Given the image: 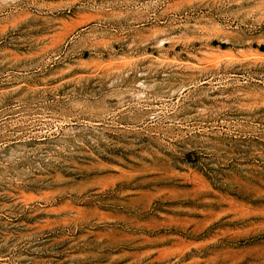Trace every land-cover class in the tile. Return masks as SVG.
I'll return each mask as SVG.
<instances>
[{
    "label": "rangeland",
    "instance_id": "rangeland-1",
    "mask_svg": "<svg viewBox=\"0 0 264 264\" xmlns=\"http://www.w3.org/2000/svg\"><path fill=\"white\" fill-rule=\"evenodd\" d=\"M0 264H264V0H0Z\"/></svg>",
    "mask_w": 264,
    "mask_h": 264
}]
</instances>
